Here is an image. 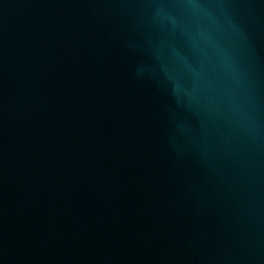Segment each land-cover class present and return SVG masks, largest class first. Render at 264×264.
Wrapping results in <instances>:
<instances>
[{"label":"water","instance_id":"95a60500","mask_svg":"<svg viewBox=\"0 0 264 264\" xmlns=\"http://www.w3.org/2000/svg\"><path fill=\"white\" fill-rule=\"evenodd\" d=\"M0 264H264V0H0Z\"/></svg>","mask_w":264,"mask_h":264}]
</instances>
